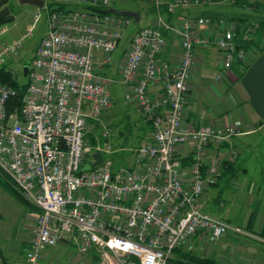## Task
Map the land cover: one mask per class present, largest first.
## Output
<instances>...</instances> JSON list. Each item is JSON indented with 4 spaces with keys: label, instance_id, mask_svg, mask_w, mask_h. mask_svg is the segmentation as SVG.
<instances>
[{
    "label": "built area",
    "instance_id": "obj_1",
    "mask_svg": "<svg viewBox=\"0 0 264 264\" xmlns=\"http://www.w3.org/2000/svg\"><path fill=\"white\" fill-rule=\"evenodd\" d=\"M65 1L42 0L38 7L47 12V31L30 65L21 106L13 104L17 91L2 81L1 70L23 39L0 44V169L40 210L27 262L39 264L47 248L74 243L84 255L97 250L102 264H169L174 251L197 234L210 241L244 235L239 226L204 212L200 202L218 176L220 160L209 159L210 149L237 132L231 126L187 123L185 110L198 47L217 50L218 80L234 60L246 63L251 53L237 45V22L231 18L189 16L172 22L162 11L164 4L173 14L183 6L224 0H143L154 1L157 23L134 33L121 82L126 99L151 125L152 137L121 169L105 156L113 153L109 142L91 146L87 136L91 121L102 125L104 137L111 134L102 115L113 107V80L96 68L111 61L132 19L105 11L115 0H72L82 8L58 9ZM40 16L37 12L35 23ZM34 24L24 36L32 34ZM256 27L252 24L242 39L249 40ZM7 30L1 26L0 35ZM168 33L181 49L174 66L160 58ZM99 53L104 57L97 62ZM152 85L160 86L155 95ZM187 143L194 160L185 167L178 147ZM95 152L103 153V163L82 171L93 164Z\"/></svg>",
    "mask_w": 264,
    "mask_h": 264
},
{
    "label": "crops",
    "instance_id": "obj_2",
    "mask_svg": "<svg viewBox=\"0 0 264 264\" xmlns=\"http://www.w3.org/2000/svg\"><path fill=\"white\" fill-rule=\"evenodd\" d=\"M163 1L169 3L173 0ZM238 2L241 4L236 5L230 1L228 3V6H238L237 8L242 10L238 13L235 11L232 12L233 9L227 8V6H221L224 5V2L217 1L211 5L183 6L176 9L173 14L166 13L165 17L168 18V20L170 18L172 22H177L180 21L181 18L189 16H223L224 12H228L230 13L227 15L229 16L228 18L233 16L248 17L250 21L254 22L264 18L263 10L250 7V3H253L250 0H238ZM254 3H258V1H254ZM63 5H66L68 9L82 8L81 5L72 0H66ZM113 7L116 8L115 5ZM151 10L154 15L152 18L148 19L147 26H153L157 23V15L153 6H151ZM139 14V19L142 21L147 11L145 9H139ZM131 19L133 21L134 18ZM137 21L139 20H135L132 28L129 29L130 36L127 39L124 49L119 52L116 60H111L106 65L100 66V69H105L107 71L106 74H104L113 80L112 84H122L121 70L132 37L137 30L147 27L141 26L140 24L138 25ZM167 35V44L160 58L168 61L169 64L174 66L180 59L181 49L175 34L168 33ZM214 49L213 46H201L196 50L195 68L190 81L189 102L185 110L186 121L187 123L194 122L198 126L207 124L231 126L235 129L237 134L232 136L228 142L224 143L223 147L217 150L210 149L209 159H217L220 161L218 164L219 169L216 183L206 191L210 192V190L214 189L218 195L214 198L207 196L209 199L202 204L208 206L210 212L206 213L210 214L212 217L233 224L232 219H238L236 215H238V211L242 207V201L239 202V197L236 194L232 195V199L229 198L230 193L235 192L233 183L238 184L240 182L242 186L246 185V189H248L246 192L249 193H251L249 189L254 186V197L259 193L261 198L257 196L259 198L253 201L254 204H252V210L248 218H242V220L238 219L239 221L233 224L243 228L245 232L243 236L226 234L215 241H210L207 235L201 233L197 234L186 244L185 247L188 249V252L184 251L185 248L177 249L174 251L173 258L170 260L169 264H181V262L188 261L191 256L208 258L224 264H264V189L262 190L260 181H253V183L247 181L246 183V180L242 179V176L245 177L249 174V167L245 166V163H235L232 168L226 169L222 166L224 157H226L225 161H229L227 156L232 153L228 150L230 147L232 151L233 149L236 150L239 142L244 147H248L249 142H251L250 140L253 139L252 136L264 129V45L262 50H256L251 53L252 59L246 62L248 66L239 78L236 77L235 71L229 70L226 72L224 80H218L216 81L217 83H214L213 77L216 78L217 73L221 69V61L217 50ZM212 51L214 57H211ZM103 57L102 53H99L97 55V62L102 61ZM118 74H120V78L117 76ZM111 86L112 97L119 94V91ZM159 90L160 86L152 85L150 87V91L153 95ZM114 99L116 98L114 97ZM129 103L133 108L131 113L128 112L125 115L126 120H128V122H133V118L135 117L136 121L137 119L139 121L138 127L136 128L143 131H145L143 127L144 122L150 131L148 134H145L146 137H148L146 140H148L152 137L151 125L145 120L137 105L134 102ZM114 107L115 105L113 108ZM108 115V119L111 120L113 113ZM91 124L96 127L98 123L91 121ZM131 127L136 129L134 123H126L123 129L131 131ZM88 133H90V131ZM192 148L193 146L191 143L188 150L183 148V146L178 147V153L185 167L193 163ZM134 152L135 150L133 154ZM241 160L242 162H248L247 160H250L249 154L244 156V159ZM222 179L224 182H222ZM262 183L264 185V180ZM4 193L3 199L0 202V264H25L27 249L30 247L33 230L37 224L38 209L31 210L20 204L7 191ZM222 194L227 196L225 201L222 198ZM250 200L252 201V198H250ZM208 202H212L210 207L209 204H207ZM255 204L257 205L256 207H254ZM213 205L215 208L220 207L219 209L222 210L217 213ZM254 211L256 215L252 217ZM57 246L66 245L60 244ZM57 246L47 248L41 260L48 257L54 259V256L59 252L56 249ZM87 255L89 257L86 261L80 264H101L100 260L97 261L98 258H100V254L97 250H92L87 253Z\"/></svg>",
    "mask_w": 264,
    "mask_h": 264
},
{
    "label": "rangeland",
    "instance_id": "obj_3",
    "mask_svg": "<svg viewBox=\"0 0 264 264\" xmlns=\"http://www.w3.org/2000/svg\"><path fill=\"white\" fill-rule=\"evenodd\" d=\"M250 1L253 3L254 1L256 2L258 1V3L260 2L264 4V0H250ZM114 2H115L114 5L116 6L118 10L131 13L134 16H137V14H139V9L140 10L145 9L147 11V14L145 15L144 19L142 21L140 19L139 21H137V24L138 25L140 24L141 26H147L148 19L152 18V16L154 15L153 11L151 10V6H153L154 1L151 2V1H143V0H115L113 1V3ZM223 2H224L223 3L224 5H221V6H227V8L233 9L232 12L235 11L238 13L242 11L239 8L234 7L233 5L228 6L229 1L227 2V0H224ZM7 6L10 8V11L15 16V19L14 21L6 24L8 30L4 34L0 35V44L12 43L15 40H19L21 38L23 39V43H22V47L17 52V54H13L12 56L8 58L5 67L8 70H11L14 76H16L21 83H25V82L27 83L29 80V77L25 76L24 67L26 65L32 64L36 50L39 44L41 43L42 38L46 34L48 15L44 9L39 10L37 6L32 5V4L21 3L20 0H8ZM37 12H39L41 16H40V20L37 23H35V15ZM229 14L230 13L228 12L226 13L224 12L223 17L228 18L229 16L227 15ZM134 22H135V19H133L132 23L128 26L127 30H125V33L123 34V37L121 39V42L118 48L111 54L112 61H115L119 52H121L124 49V46L127 43V39L130 36L129 29L132 28ZM253 22L254 21H251V23ZM33 24H34V27L32 30V34L24 36L25 34H28V29L31 28ZM211 57H214L213 51H212ZM251 59H252V56L248 58V60H251ZM96 71L99 74L104 75V76L107 72L105 69H100L99 67L96 68ZM117 76L120 78V74H118ZM215 79H217V77L216 78L213 77L214 83H217L216 81H218V79L217 80ZM221 80H224V78H222ZM111 87L119 91V94L114 95L112 97L113 106L115 105V107L114 108L112 107V109L105 111V113L102 115V122L105 125L110 126L112 130L111 134L108 138L104 137L102 125L97 124L96 127L95 125L91 126V130H90V133H88L87 139H88L89 145L91 146L96 143L104 144L105 142H109L112 145L113 153L110 155L105 154V156L106 158H110L113 160L115 169H121V168H125L132 164L133 151L136 149L137 146H139L140 144L146 141L148 137H146L145 134H148L150 131H149V128L146 127V124L143 121L142 122L144 124L143 127L145 131L138 130L136 127H138L139 121L138 119L136 121L135 117L133 118L134 119L133 122L132 121L128 122V120H126L125 115L128 112L130 113L132 112L133 106L129 103L131 101L127 100L125 97V93H126L125 86L119 83H116V84L114 83L112 84ZM114 97L116 99H114ZM110 113H113L112 118H111L112 122L110 119H108V116H109L108 114ZM126 123H129V124L134 123V127L136 129L131 127L132 128L131 131L124 130L123 126ZM252 137L253 139L250 140L251 142H249L248 147H244L239 142L237 144L238 147H236V150L233 149L232 151L231 147L228 149L229 152H232L231 153L232 161L229 160L228 162L232 164L233 166L235 163L237 164L245 163V166L249 167V174L245 177L242 176V179L246 180V183L247 181H250L251 183H253V181H257V182L260 181L262 185V190H263L264 185L262 182L264 180V129L259 131V133H255ZM182 146L183 148H186L188 150L190 148V143H187ZM247 154H249L250 160H247L248 162H245V161L242 162L241 159H244V156H246ZM225 158L226 157L223 158V161H225ZM218 164H219V161H218ZM220 171H221V168H220ZM2 174L6 175L10 179V177L0 169V175L2 176ZM10 182L13 188L21 195V197H23L19 188L15 185V183L11 179H10ZM222 182H224V180ZM233 184L235 186V192L230 193L229 198L232 199V195L236 194L239 197V202L242 201V204H241L242 207L238 211V215H236V217H238V219L240 220H242V218L244 219L248 218L252 210V204H254L253 201L259 198L257 196H260L261 198V195H259L258 193V195L254 197L255 195L253 194L255 191L254 186L249 189V191L251 192L249 193V192H246L248 190L246 189V185L242 186V183L240 182L238 184L237 183H233ZM5 191L7 190L5 189V187L3 186V183H1V180H0V202L3 199L2 197L5 194L4 193ZM7 192L11 194L15 198V200H17L20 204H22L12 192L10 191H7ZM217 195L218 194L216 190L214 189L210 190V192L205 191V193L201 197L200 202L202 204L204 201L209 199L207 198V196H211V198H214ZM226 197L227 196L222 194V198L224 201ZM250 198H252V201L250 200ZM26 201L29 202L28 200ZM29 203L33 206V207H28L29 209L31 210L38 209L34 204H32L31 202ZM207 204H209V207H210V204H212V202H208ZM22 205L25 206L24 204ZM202 205H203L202 209L204 212H210L208 206H204L205 204H202ZM256 206L257 205L255 204L254 207ZM213 208L214 210L216 209L217 213L218 211L222 210V209H219L220 207L215 208L214 205H213ZM39 212L40 210L38 209V214ZM238 219L237 220L232 219L233 220L232 223L234 224L236 221H239ZM35 228L36 226L34 227L33 235H34ZM56 249L59 252L54 256L55 260L52 257H48L45 259L43 258L41 262L39 263L41 264H80V263L85 262L86 259L89 257L87 254L84 255L80 253L78 246L74 243H70L66 246H57ZM184 251L188 252V249H186L185 247ZM99 260L101 262V258H98L97 261ZM25 264H29L27 262V259H26Z\"/></svg>",
    "mask_w": 264,
    "mask_h": 264
},
{
    "label": "trees",
    "instance_id": "obj_4",
    "mask_svg": "<svg viewBox=\"0 0 264 264\" xmlns=\"http://www.w3.org/2000/svg\"><path fill=\"white\" fill-rule=\"evenodd\" d=\"M233 1L236 5L241 4L240 2H238V0H233ZM7 4H8V0H1L0 1V10L3 7L7 6ZM250 7L255 8V9H261L264 11V4L263 3H261V4L260 3H250ZM58 9H68V8H66V5H61ZM105 11L106 12H112L111 9H108ZM162 11L165 14L166 13L170 14L168 12L166 4H164L162 6ZM230 18L237 22V29H236L237 37L236 38H237V45L238 46H242L243 48H245V50L247 52H250V53H253L256 50L260 51L263 49V45H264V18L258 19L256 22H253V23H251V21H250V19H248V17L233 16ZM14 19H15V16L11 12V14L9 16L0 19V27L3 25H6L7 23L14 21ZM169 20H170V18H169ZM254 23L257 24V27L253 32L254 33L253 36L249 40H243L242 36L246 33V30ZM247 66H248V64H246L245 62H243L241 60H234V62L231 65L230 70L235 71L236 77L239 78L241 76V74L244 73V70L247 68ZM27 77H28V75H27ZM1 79H2V81L13 86L14 89L17 91V94L15 96L13 104L16 106H21L22 105V98L26 92L28 84L26 82L21 83L18 80V78L16 76H14L12 71L8 70L6 67L2 68V70H1ZM226 142H228V141H226ZM222 166L224 167V169L233 167V165L230 164L228 161H223ZM0 178H1L0 179L1 183H3V186L5 187V189L7 191L12 192L16 196V198L25 206L33 207L29 202H27L23 197H21V195L13 188V186L10 182L11 178L9 179L6 175H3V174H2V176L0 175ZM255 215H256V212L254 211V213L252 214V217H255ZM241 236H243V235H241ZM181 264H224V263H221V262H218V261H215L212 259H208V258H199L196 256H191L190 259H188V261L181 262Z\"/></svg>",
    "mask_w": 264,
    "mask_h": 264
},
{
    "label": "water",
    "instance_id": "obj_5",
    "mask_svg": "<svg viewBox=\"0 0 264 264\" xmlns=\"http://www.w3.org/2000/svg\"><path fill=\"white\" fill-rule=\"evenodd\" d=\"M20 1H21V3L32 4V5H35L37 7H42L43 6L42 0H20ZM111 11L113 13H118V14H121V15L129 16L131 18H134L135 20H139V18H140V14H137V16H134L131 13L120 11L117 8H114V7L111 8ZM10 14H11L10 8L8 6H5V7H3L0 10V19L1 18H5V17L9 16ZM29 69H30L29 65H26L24 67L25 76L28 75ZM92 157L95 160L93 162V164L84 165L83 168H82V171L90 170L92 168V166H97V165H100V164L103 163V153L102 152H95V153L92 154Z\"/></svg>",
    "mask_w": 264,
    "mask_h": 264
}]
</instances>
